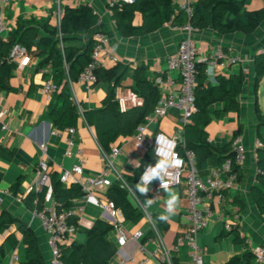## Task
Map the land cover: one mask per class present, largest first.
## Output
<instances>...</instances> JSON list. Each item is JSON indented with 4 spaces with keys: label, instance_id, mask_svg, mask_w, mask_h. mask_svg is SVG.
<instances>
[{
    "label": "crops",
    "instance_id": "1",
    "mask_svg": "<svg viewBox=\"0 0 264 264\" xmlns=\"http://www.w3.org/2000/svg\"><path fill=\"white\" fill-rule=\"evenodd\" d=\"M197 0H173L176 9H181L183 4H190L192 7ZM248 11H258L264 8V0H245ZM80 4L91 5L99 14L101 22L97 23L90 32L84 36L86 44L96 30L104 31L110 40L112 52L119 57L117 63L104 59L101 67L111 68L121 63L126 76L120 85L114 88L115 98L126 97L132 90L133 71L138 66H145L148 77L155 83L156 78H162L163 83L159 85L161 93H178L180 77L177 72L168 68L167 60L178 52L181 40L190 33L198 44V58L214 60L215 51L222 49L228 58H236L230 62L226 59H219L221 64H205L208 81L217 84L220 78H227L232 74L244 73L245 82L243 91L239 97L241 111L224 113L220 117H214L206 126L209 141L213 146H224L232 140L234 133L238 130L239 124H243V132L239 135L247 149V158L241 169V177L233 189L226 192L223 200H211L215 215L211 218L208 226L199 232L198 242L205 249L206 264H227L231 260L239 259L242 264H253V255L246 257V251L250 247L246 243L237 242V235L242 238H249L253 245H264V213H262L254 201L251 190L254 185H259L258 180V155L255 141L258 137V130L264 138V110L261 96L264 97V76L258 85L255 82L256 66L255 56L261 52L264 46V19L251 33L233 32L221 34L213 27L205 29H192L190 32L184 27H176L170 21L164 23L159 29L148 34L135 36L123 35L118 31L117 23L113 14L108 12L107 0H10L7 4L0 2V16L4 20V30L0 34V40L10 41L20 23L24 25L41 24L50 22L59 27L61 17L66 6L76 7ZM124 8V7H123ZM122 8V9H123ZM142 23V14L135 13L133 24L138 26ZM75 44L82 45V42ZM30 61L24 67L15 64V69L10 77L4 79V88L0 89V112H3L0 121V144L16 150L15 157L9 161L0 159V212L5 209L11 215L27 222L35 231L46 264H55L49 246V235L41 221L35 217L34 212L26 207L23 198L27 190L32 186L36 187L40 173L39 161L43 156L42 144H46V157L53 172L60 175L65 169H70L73 164L84 161V172L87 176L99 174L104 166L103 148L96 137L95 130L89 126L82 117L73 135L75 146L71 155H66L68 138L70 136L65 127H56L48 119L47 113L53 105L61 104L57 92L49 96L44 91V84L47 80H53L52 62H45L38 67L42 61L33 51L29 52ZM60 87L64 84L66 91L77 103L81 112L101 107L104 99L110 91L107 83L88 85L77 81H71L65 73L57 78ZM156 85V84H155ZM157 86V85H156ZM132 105H128L127 108ZM222 108V103H216L212 110ZM257 109L262 116L258 117ZM263 120V123H260ZM181 114L177 110H170L168 115L151 123L147 129V144L144 149H138L134 143L135 134L127 137H120L113 143V146L122 148V154L116 159V166L123 173L127 182L134 181L136 172L140 170L146 154L152 150V142L157 132H164L169 136H175L178 141L184 143L183 132L185 124ZM6 125L7 129L2 126ZM262 139V138H260ZM263 140V139H262ZM104 149V148H103ZM105 150V149H104ZM81 151V154H79ZM213 167L210 161L205 170H199L206 175ZM113 181L117 178L112 175ZM19 181V192L16 194L12 187ZM138 183V181L136 182ZM64 184V183H63ZM67 187L71 184H65ZM133 190H128V198L131 204L142 212V219L133 222L128 219L126 227L134 231L142 229L144 243L151 254V260L147 264H161L157 253L162 250L160 237L167 246H170V255L176 264L188 262L190 251L183 244L178 250L172 248L178 237L186 232L191 222L188 218V201L186 197L185 183L174 186L178 193L180 205L172 214L164 226H160L157 215H161L166 207L167 193L151 187L146 196H141ZM109 187H100L96 191L99 197H106ZM38 192V191H33ZM158 193V198L153 196ZM153 199L152 204H147V199ZM78 212V227L73 237V243H86L89 232L98 219H104L103 208L91 201H83L80 198L75 200ZM124 212V211H123ZM125 214V213H124ZM126 216V215H125ZM227 224L232 226L227 228ZM237 229V233L231 232ZM16 232L19 240L21 235L17 227L12 225L0 234V245L4 246V256L0 264H17L26 259L25 245L19 241L13 246L8 236ZM160 236V237H159ZM117 233L111 230L108 233L107 241L112 247L116 245ZM112 243V244H111ZM139 242L130 240L127 247L118 249L111 256L107 264H121V255L128 256L135 254L136 259L128 264H142V255L137 251Z\"/></svg>",
    "mask_w": 264,
    "mask_h": 264
},
{
    "label": "trees",
    "instance_id": "2",
    "mask_svg": "<svg viewBox=\"0 0 264 264\" xmlns=\"http://www.w3.org/2000/svg\"><path fill=\"white\" fill-rule=\"evenodd\" d=\"M245 0H197L193 6V12L189 15L183 9L176 11L173 0H135L126 4L123 9H115L114 18L118 31L123 35L140 36L153 32L170 21L173 26L185 27L189 25L192 29H205L213 27L221 34L233 32L251 33L264 19V8L258 11H248ZM142 14V23L138 26L133 24L135 13ZM100 16L89 4H80L76 7L66 6L61 17L59 27L44 22L41 24L24 25L20 23L13 31V38L10 41L0 40V89L4 88V79L12 75L15 64L8 59L11 46L15 43L23 44L28 51L41 58L38 67L45 62H52L53 81L58 86L56 91L61 104L53 105L48 113V119L56 127H77L83 117L85 122L95 130L99 144L110 151L113 143L120 137L131 136L136 133L140 124L144 123L150 115L161 92L158 86L148 77L145 66H138L133 71L132 90L137 92L143 99L141 105H132L121 110L115 98L114 88L120 85L127 74L121 63L111 68L100 67L97 69V83H107L110 91L103 101L101 107L80 111L77 103L66 91L65 85L55 82L60 75L67 74L71 81H77L81 71L90 61V54L93 49V39L88 43L83 42L90 30L98 23ZM82 42V45L75 44ZM61 43L63 47H61ZM197 82L195 88V101L197 111L194 112L188 123L185 124L183 139L184 146L180 144V150L191 149L196 154V165L198 170H205L209 162L213 167L218 166L226 158L233 155L232 142L236 136L243 132V124H239L238 130L234 133L232 140L224 146H213L209 141L206 126L214 117H220L224 113L241 111L239 97L243 91L244 73L232 74L227 78H220L217 84L208 81L205 64L198 63ZM256 78L258 85L264 76V53L260 52L255 56ZM216 103H222L221 109L212 110ZM258 117L262 114L257 109ZM263 123V120H260ZM258 137H262L258 130ZM16 155V150L0 144V159L11 161ZM258 155V180L259 185H254L251 190L252 197L260 211L264 213V145L257 148ZM153 150H149L143 161L140 170L136 172L134 181L128 182L135 189L136 182H139L144 167L150 163H156ZM2 174L0 173V181ZM53 197L58 211H69L75 207V200L84 196L81 186L73 183L66 186L60 181L57 172H51ZM17 194L19 192V181L12 187ZM47 188L40 192H31L24 196L23 202L31 211L42 208ZM109 200L120 207L126 217L133 222L142 219V212L134 207L128 198V189L120 182L114 180L107 190ZM69 221L78 224V215L71 214ZM160 226H164L166 220L160 219L157 215ZM16 226L17 232L21 235L19 240L16 232L8 236L13 246L21 241L26 248V259L17 264H46L38 237L33 228L24 220L11 215L7 210L0 212V234ZM113 230V225L104 219L95 221L89 232L86 243H72L61 249L59 259L62 264H107L109 259L117 251L114 244L110 246L107 241L108 233ZM231 232L237 233V229ZM237 242L246 243V238L236 237ZM112 244V243H111ZM251 251H246V257L250 258ZM4 256V246L0 245V263ZM227 264H242L241 260L234 259Z\"/></svg>",
    "mask_w": 264,
    "mask_h": 264
},
{
    "label": "built area",
    "instance_id": "3",
    "mask_svg": "<svg viewBox=\"0 0 264 264\" xmlns=\"http://www.w3.org/2000/svg\"><path fill=\"white\" fill-rule=\"evenodd\" d=\"M10 0H0L2 4H7ZM135 0H107V8L110 14H113L115 9H122L126 4L133 3ZM181 9L189 15L193 12V7L190 4H183ZM98 22H101L99 18ZM3 18L0 16V34L4 30ZM188 32L192 30L189 25L184 27ZM93 49L90 54V61L81 71L78 81L92 85L97 81V69L104 64V59L110 60L112 63H117L119 57L112 52L110 40L108 35L102 30H96L93 35ZM61 47L63 44L61 43ZM198 44L196 40L188 33L180 42L178 52L167 60L169 70L177 72L180 77L178 93H161L153 112L146 117L144 123L140 124L134 136V143L136 148L144 149L147 144V129L149 124L156 123L159 119L168 115L170 110L174 109L180 112L183 122H188L190 116L197 111L195 101V88L197 82L198 62L201 60L209 64H221L219 59H228L230 62L236 61V58H228L222 49H217L214 53V60L207 58H198ZM264 53V46L261 48ZM8 59L11 62L18 63L19 67L26 66L30 61L28 49L21 43L15 42L9 51ZM163 83L162 78H156L155 84L159 87ZM58 86L53 80L49 79L44 84V91L51 96L52 93L58 90ZM121 110L127 109L128 105H141L143 103L142 97L131 90L126 97H122L118 101ZM3 112H0V121ZM7 129L6 125L2 126ZM70 134L68 138V148L66 155L72 154V149L75 146L74 133L76 127L67 128ZM157 137H161V144L157 145ZM180 144L184 143L178 141L175 136H169L164 132H157L152 142V150L155 159L159 157L156 148L163 146L170 150L171 154L181 160L182 166L177 169H171V179L173 185L178 186L183 183L186 185V197L188 201V218L191 222L189 229L178 237L173 249L178 250L179 247L185 244L190 251V260L179 264H206L205 249L198 242V234L204 230L211 218L215 215V210L212 207L211 200H223L226 197V192L234 188L241 177V169L247 158V149L240 136H236L232 142L233 155L226 158L218 166L209 169L206 175H202L196 165V154L191 149L184 148L180 150ZM264 141L257 138L255 141L256 148L262 147ZM41 149L43 156L39 161V179L36 187H30L27 193L33 191H42L47 188L45 201L41 209L35 210L34 215L43 224L49 235V246L53 255L55 264H62L59 256L61 249L73 243L74 234L77 231L78 224L69 221V216L73 213L78 215L81 208H72L69 211H58L53 197V187L51 182L52 168L46 157L47 145L42 144ZM104 155V166L102 171L95 176H87L84 172L83 160L75 163L70 169H65L59 176L60 181L64 184L77 183L81 186L84 196L80 199L83 201H91L103 208V216L105 220L113 225V230L117 233L116 247L121 254V250L127 247L130 240L139 242L137 251L142 255L140 262L147 264L151 260V254L146 245L141 242L144 237L142 229L134 231L126 227L127 218L123 210L116 206L115 202L106 197H99L96 191L100 187H109L113 183L112 175H115L116 180L120 182L130 191L133 189L128 184L123 173L116 166V159L122 154V148L119 146H112L110 151L101 149ZM81 154V151H79ZM155 162L148 163L141 172L151 167ZM260 172V169H258ZM140 175V176H141ZM160 181L154 180L150 187L160 189ZM158 198V193L153 196V199ZM227 228L232 226L227 224ZM160 237V236H159ZM162 243V250L157 253L159 262L161 264H176L170 255V246H167L160 237ZM246 244L250 247L253 255V264H264V245H253L251 239L246 240ZM121 264H128L136 259L135 254L128 256L121 255Z\"/></svg>",
    "mask_w": 264,
    "mask_h": 264
},
{
    "label": "clouds",
    "instance_id": "4",
    "mask_svg": "<svg viewBox=\"0 0 264 264\" xmlns=\"http://www.w3.org/2000/svg\"><path fill=\"white\" fill-rule=\"evenodd\" d=\"M161 137H157V145L161 144ZM159 159L156 163L145 169L140 176L139 182L135 185V191L141 196H146L151 191V184L154 180L160 181V189L167 193L166 207L161 213L160 219L167 220L176 212L180 205L178 193L173 189V180L171 179V169H177L182 166V161L173 156L169 149L159 146L156 148ZM154 201L151 198L147 199V204H152Z\"/></svg>",
    "mask_w": 264,
    "mask_h": 264
},
{
    "label": "rangeland",
    "instance_id": "5",
    "mask_svg": "<svg viewBox=\"0 0 264 264\" xmlns=\"http://www.w3.org/2000/svg\"><path fill=\"white\" fill-rule=\"evenodd\" d=\"M261 101L263 102V110H264V97L261 96Z\"/></svg>",
    "mask_w": 264,
    "mask_h": 264
}]
</instances>
